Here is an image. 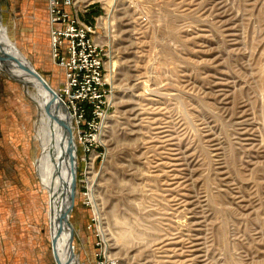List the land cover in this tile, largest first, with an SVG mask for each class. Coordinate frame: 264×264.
Segmentation results:
<instances>
[{"label": "rangeland", "instance_id": "rangeland-1", "mask_svg": "<svg viewBox=\"0 0 264 264\" xmlns=\"http://www.w3.org/2000/svg\"><path fill=\"white\" fill-rule=\"evenodd\" d=\"M80 7L104 43L113 96L86 162L75 140L65 229L78 264H264V0ZM0 11L7 37L57 88L46 0H0ZM6 76L0 264H55L35 110Z\"/></svg>", "mask_w": 264, "mask_h": 264}, {"label": "built area", "instance_id": "built-area-1", "mask_svg": "<svg viewBox=\"0 0 264 264\" xmlns=\"http://www.w3.org/2000/svg\"><path fill=\"white\" fill-rule=\"evenodd\" d=\"M81 12L80 0H46L49 55L52 63L63 69L55 92L68 112L86 162L85 154L90 159L99 145L102 123L112 106L113 88L98 27L82 19Z\"/></svg>", "mask_w": 264, "mask_h": 264}, {"label": "bare ground", "instance_id": "bare-ground-1", "mask_svg": "<svg viewBox=\"0 0 264 264\" xmlns=\"http://www.w3.org/2000/svg\"><path fill=\"white\" fill-rule=\"evenodd\" d=\"M100 1L106 7L111 8L115 0ZM6 33L5 25L0 16V42H2L0 43V71L6 74L9 79L18 82L21 87V83H25V87L22 88L23 93L26 94L29 101L32 102L33 100V108L35 110L33 132L37 153L40 152L34 162V172L46 194L45 209L48 216V230L54 263L56 264V258L53 254V249L55 248L63 264H78L73 252V243L71 238L66 235V229L61 235H58L57 219L61 202L69 196L72 174L75 178L77 160L73 125L67 115L64 125H61L57 132L55 131L56 128L43 110L41 91L33 87L31 77L24 71L23 67H20L15 51L4 43L5 39H9ZM29 86L34 91L31 94H29ZM61 154L65 157L64 161L61 160Z\"/></svg>", "mask_w": 264, "mask_h": 264}, {"label": "water", "instance_id": "water-1", "mask_svg": "<svg viewBox=\"0 0 264 264\" xmlns=\"http://www.w3.org/2000/svg\"><path fill=\"white\" fill-rule=\"evenodd\" d=\"M4 43H6L15 51L16 56L20 63V67H23L24 71L31 77V82L33 83V87L41 91L40 92L41 96H43L42 97L43 110L49 116L53 126L56 128L55 131L57 132V129L61 125H64L65 117L68 115V112L64 107L62 100L59 98V96L52 88V86L49 84V82L35 69V67L31 64V62L20 51V49L15 45L13 41H10L9 39H5ZM21 84H22V88H24L25 83H21ZM61 155H62L61 160L64 161L65 157L63 154ZM75 173H76V169H75ZM70 181L71 182L69 188V196L64 198L58 209V216H57L58 235H61V233L65 230L67 226L69 227V214L71 213L73 196L76 187V178H74L73 174L71 176ZM53 254L56 258V264H63L55 248L53 249Z\"/></svg>", "mask_w": 264, "mask_h": 264}, {"label": "crops", "instance_id": "crops-1", "mask_svg": "<svg viewBox=\"0 0 264 264\" xmlns=\"http://www.w3.org/2000/svg\"><path fill=\"white\" fill-rule=\"evenodd\" d=\"M39 261L41 262V258H39ZM34 263V262H33ZM37 264H38V262H37Z\"/></svg>", "mask_w": 264, "mask_h": 264}]
</instances>
